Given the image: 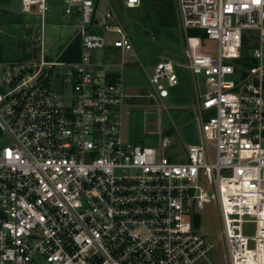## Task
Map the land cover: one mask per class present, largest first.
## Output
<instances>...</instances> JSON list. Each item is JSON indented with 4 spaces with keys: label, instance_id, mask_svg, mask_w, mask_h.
Returning <instances> with one entry per match:
<instances>
[{
    "label": "built area",
    "instance_id": "1",
    "mask_svg": "<svg viewBox=\"0 0 264 264\" xmlns=\"http://www.w3.org/2000/svg\"><path fill=\"white\" fill-rule=\"evenodd\" d=\"M177 1L183 29L217 44L214 57L199 37H187V68L212 90L193 120L202 122L199 144L181 138L185 163L165 156L168 137L161 151L125 137L132 96L91 53L107 46L104 30L119 35L115 49L134 50L109 1L99 18L94 0H63L66 18L79 24L67 48L80 42L79 61L48 63L43 51L40 63L0 61V264H212L213 245L198 233L193 210L213 201L229 264H264V0ZM142 4L121 3L128 10ZM49 10L48 0H21L22 13L43 21ZM246 31L259 35L249 54ZM248 58L260 66L238 83L227 79L245 74L225 62L241 67ZM59 65L62 89H43ZM148 78L150 97L161 101L179 83L167 58ZM202 178L213 192L199 186ZM248 223L253 237L244 234Z\"/></svg>",
    "mask_w": 264,
    "mask_h": 264
},
{
    "label": "rangeland",
    "instance_id": "2",
    "mask_svg": "<svg viewBox=\"0 0 264 264\" xmlns=\"http://www.w3.org/2000/svg\"><path fill=\"white\" fill-rule=\"evenodd\" d=\"M95 2L97 0H94ZM130 36L134 50L122 52L113 47L118 34L104 30L107 46L104 49H95L91 53L96 61L111 65V69L121 75L125 89L145 88L154 93L148 78V71L154 70L157 63L168 58L175 64L178 77L184 82L169 89L170 97L164 100L154 98L149 105L143 98L135 97L128 102L125 116V137L134 144L143 147L162 150L161 142L168 137L173 141L172 147L164 150L165 156L176 163L187 161L186 149L177 129L186 121L196 120L200 116L199 104L212 89L206 84L203 74L194 75L187 66L189 59L186 56L187 37L196 30L183 29L181 14L177 0H143L141 8L136 11L128 10L121 3L123 0H111ZM121 2V3H120ZM63 0H48L50 10L42 17L33 12L24 14L21 11V0H0V61L2 62H41V51L44 61L48 63H75L81 57V44L76 41L69 52L63 53L76 39L79 31L78 22L66 18ZM98 17L102 18L107 11L104 0L99 4ZM103 31L95 28L94 32ZM244 53L258 46V32H245ZM197 36L202 40V51L217 55V44L206 38L204 32L198 31ZM43 40V50L41 48ZM246 64L238 67L240 62L226 61L234 64L245 76H228L227 79L237 83L249 76L251 67H258L261 60L248 58ZM264 64V58H263ZM125 64L121 68V64ZM48 71L49 67H45ZM49 81L43 84V89L61 90L63 66L54 67ZM70 92V88H69ZM264 97V92H263ZM215 114L214 111L203 112V119L207 120ZM201 123L197 127L201 129ZM212 160L215 159L214 153ZM199 186L209 193L214 189L209 187L205 178ZM198 233L213 248L208 254L212 264H229L227 245L223 233V223L217 202L206 204L203 209L195 208ZM244 234L250 237L255 235V224H245ZM254 244L250 242V248Z\"/></svg>",
    "mask_w": 264,
    "mask_h": 264
},
{
    "label": "water",
    "instance_id": "3",
    "mask_svg": "<svg viewBox=\"0 0 264 264\" xmlns=\"http://www.w3.org/2000/svg\"><path fill=\"white\" fill-rule=\"evenodd\" d=\"M99 0H97L98 5ZM129 95L132 97L143 98L149 105L153 104L154 101L150 97V92L145 88H132L130 89ZM178 134L180 137L189 145H198V131L196 127V123L191 120L183 123L178 129Z\"/></svg>",
    "mask_w": 264,
    "mask_h": 264
},
{
    "label": "crops",
    "instance_id": "4",
    "mask_svg": "<svg viewBox=\"0 0 264 264\" xmlns=\"http://www.w3.org/2000/svg\"><path fill=\"white\" fill-rule=\"evenodd\" d=\"M101 1H102V0H99V2H98V5H97V6H98V9H100V8H99V4H100ZM104 1H105V3H106L107 6H108L107 3H109V2L115 6V4L111 2V0H108L109 2H108L107 0H104ZM96 3H97V1H96ZM62 5H63V3H62ZM167 59H168V58H167ZM122 64H123V63H122ZM122 64H121V68H124V67H122ZM124 66H125V64H124ZM112 72H113V74H114L116 77H121V75L118 74L116 71H113V70H112ZM121 78H122V77H121ZM182 82H184L185 85H186L187 87L190 86V83H189V82H187V81H185V80H182V79H180V78H179V83H178L177 86H179L180 84H182ZM177 86H176V87H177ZM174 88H175V87H174ZM171 89H173V88H171ZM127 91H128V94H129L130 89L128 88ZM169 97H170V96H169ZM134 98H135V97L130 98L129 102H133ZM199 106H200V104H199ZM199 106H198V107H199ZM186 122H188V121H186ZM186 158H187V157H186Z\"/></svg>",
    "mask_w": 264,
    "mask_h": 264
},
{
    "label": "trees",
    "instance_id": "5",
    "mask_svg": "<svg viewBox=\"0 0 264 264\" xmlns=\"http://www.w3.org/2000/svg\"><path fill=\"white\" fill-rule=\"evenodd\" d=\"M145 2H147V0H145ZM140 8H141V7H140ZM138 9H139V8H138ZM138 9H135V10H132V11H136V10H138ZM197 32H198V31L196 30V32H194V33H190L189 36H190V37H198V36H197ZM199 32H200V31H199ZM73 46H74V45H72L71 47H73ZM71 47H70V48H71ZM70 48L66 51L65 54H67V53L69 52ZM65 54H64V55H65ZM64 55H63V56H64ZM197 224H198V220H197L196 225H197Z\"/></svg>",
    "mask_w": 264,
    "mask_h": 264
}]
</instances>
